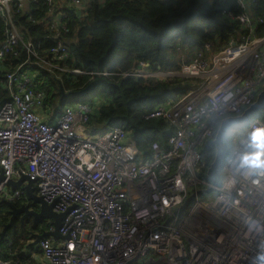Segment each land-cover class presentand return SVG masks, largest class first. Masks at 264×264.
Returning <instances> with one entry per match:
<instances>
[{
	"label": "built area",
	"instance_id": "built-area-1",
	"mask_svg": "<svg viewBox=\"0 0 264 264\" xmlns=\"http://www.w3.org/2000/svg\"><path fill=\"white\" fill-rule=\"evenodd\" d=\"M44 1L50 5L44 21L56 29L58 0ZM59 1V8L84 4ZM234 1L237 12L222 11L237 25L227 37L180 49L176 70L150 69L141 61L124 74L188 85L146 114L170 124L165 145L153 141L148 150H140L130 130L121 126L95 130L88 118L99 101L68 103L53 116L43 108L42 92L33 87V72L20 71L21 64L3 73L8 97L0 102V199H26L25 184L7 187L8 180L25 175L34 193L63 217L61 237L30 244L38 254L27 252V260L16 252L0 256V264H259L264 255V170H253L244 160L264 150L251 138L254 129L264 128V114L229 129L220 184L200 177L209 168L202 145L214 137L223 118L240 115L264 89V9L256 13L251 0ZM13 4L22 12L26 0H0L5 20L0 68L23 43L12 20ZM56 39L49 51L52 59L63 61L67 46ZM45 64L58 67L60 62ZM54 229L48 224V231Z\"/></svg>",
	"mask_w": 264,
	"mask_h": 264
},
{
	"label": "trees",
	"instance_id": "trees-1",
	"mask_svg": "<svg viewBox=\"0 0 264 264\" xmlns=\"http://www.w3.org/2000/svg\"><path fill=\"white\" fill-rule=\"evenodd\" d=\"M57 2L54 6L55 10L60 9L61 19L56 29L44 21L49 20L50 8L44 0H26L22 12H16L12 5V20L23 43L15 49V54H8L1 63L0 102L8 97L7 90L2 88L3 73L23 64L20 71L33 72V87L42 92L46 111H52L54 116L65 104L93 105L99 101L91 106L88 124H95V130L108 126L130 130L140 150H148L153 141L165 145L172 131L170 124L160 117L146 118V114L188 85L175 79L159 81L124 74L138 67L141 61L162 70H176L180 49L185 51L214 36L227 37L237 25L235 21H228L222 11L239 10L234 0H84L82 8L72 3L59 8ZM251 8L261 13L264 0H251ZM4 22L0 15V41ZM57 37L67 46L68 55L63 61L52 59L49 51L56 46ZM46 61L60 62L58 67L67 69L48 66ZM75 67L83 73H71L69 69ZM89 85L91 88L87 92L77 93ZM261 113L264 114V107L257 115ZM224 147L226 156L230 149L227 136ZM201 151L209 165L215 153L212 138L205 141ZM200 177L210 181L205 172ZM221 178L220 168L216 171L217 184ZM22 202L34 206L24 197L13 204L18 206ZM9 216V204L1 198L0 231L8 223ZM46 225L43 221L32 225V222L20 224L17 220L16 228L7 229L0 237V250L8 253L6 256L16 252L27 260L24 247L36 231V234L46 231Z\"/></svg>",
	"mask_w": 264,
	"mask_h": 264
},
{
	"label": "water",
	"instance_id": "water-1",
	"mask_svg": "<svg viewBox=\"0 0 264 264\" xmlns=\"http://www.w3.org/2000/svg\"><path fill=\"white\" fill-rule=\"evenodd\" d=\"M91 88V85L83 88L82 90L78 91V94H83L87 92ZM66 95V93H64ZM264 105V89L258 93L257 97L255 98L254 102L246 108L240 115L237 116H229L223 118L215 131L214 138L212 142L215 147V156L209 168L207 170V175L209 179L212 181V184H216V176L215 172L217 168L220 166L222 162V158L224 156V138L228 134V131L231 127L240 126L247 122V120L256 112H258L261 107ZM4 179L3 171L0 169V180ZM33 181L29 179L27 176L22 175L17 180H8L7 185L10 186L11 189H16L19 186L23 185L25 190L26 197L31 203L38 207V210H34L30 208L29 204H22L20 207H16L13 202L7 201L9 204V212L10 218L8 223L4 224L2 230L0 231V237H2L6 230L12 228L14 225V220L17 217L18 213H25V215L33 216V221H45L48 220L49 224L54 226L53 231H43L40 234H35V239L31 242V245H35L40 239L44 238L45 236H52L53 238L57 239L61 237L58 233V228L60 225V221L63 217V213H56L52 210V204H47L40 196L34 193L32 187Z\"/></svg>",
	"mask_w": 264,
	"mask_h": 264
},
{
	"label": "clouds",
	"instance_id": "clouds-1",
	"mask_svg": "<svg viewBox=\"0 0 264 264\" xmlns=\"http://www.w3.org/2000/svg\"><path fill=\"white\" fill-rule=\"evenodd\" d=\"M262 109H260L258 112H256V113H259L260 111H261ZM255 116V115H254ZM251 117H253V116H251ZM250 117V118H251ZM249 118V119H250ZM248 121V120H247ZM257 133H260L261 134V139L260 140H255L254 139V137H255V135L257 134ZM251 138H252V140H253V142L254 143H256L257 145H260V144H264V128H257V129H254L253 131H252V133H251ZM261 148V147H260ZM261 149H264V148H261ZM255 157H257V155H255L254 156V158ZM259 158L258 159H254V158H252L251 159V161L249 162V157H247V159H245L244 161H245V163L246 164H248V166L251 168V169H253V170H264V150H261L260 152H259V156H258ZM217 181V180H216ZM216 184H217V182H216ZM215 184V185H216ZM7 187L8 188H10V186H8L7 185ZM11 189V188H10ZM3 199H6V198H3ZM27 199V198H26ZM7 201H11V202H14L15 200H9V199H6ZM17 200V199H16ZM28 200V199H27ZM29 201V200H28ZM26 204H28V203H26ZM9 221V220H8ZM47 228H48V225H47V227H46V231H48L47 230ZM40 234V233H39ZM45 237H47V236H45ZM32 239H34V238H32ZM258 260H259V264H264V255H261V256H259V258H258Z\"/></svg>",
	"mask_w": 264,
	"mask_h": 264
},
{
	"label": "crops",
	"instance_id": "crops-1",
	"mask_svg": "<svg viewBox=\"0 0 264 264\" xmlns=\"http://www.w3.org/2000/svg\"><path fill=\"white\" fill-rule=\"evenodd\" d=\"M263 107H264V106H262L261 109H262ZM254 115H257V113H254V114L252 115L253 117H251L250 119H248V121L251 120L252 118H254V117H255ZM236 127H237V126H234V127H231V128L233 129V128H236ZM226 136H227V135H226ZM226 136H225V137H226ZM213 138H214V137H213ZM213 138H212V139H213ZM212 143H213V142H212ZM214 149H215V147H214ZM214 156H215V153H214ZM224 157H225V147H224V156H223V158H222V162H221L220 166L217 168V170L221 168V170H222V175H224L223 167H222ZM213 159H214V158H213ZM212 161H213V160H212ZM212 161H211V162H212ZM211 162H210V164H211ZM210 164H209V165H210ZM217 170H216V171H217ZM205 174L207 175V172H206ZM215 176H216V172H215ZM207 177H208V175H207ZM208 178H209V177H208ZM221 179H222V178H221ZM22 204H24V202H22L20 205H18V207H20ZM18 214H19V213H18ZM18 220H20V216H18ZM36 223H37V221L32 222V225H35ZM34 232H35V231H34ZM36 233H38V232L36 231ZM36 233L33 234L34 239H35V237H36V236H35ZM34 239H33V240H34ZM33 240H30V241L28 242V244L24 247L23 250H24V252H25L26 254H28L27 252H30L31 255L38 254V251L36 250V248H35V247L33 248V246H30V244H31V242H32ZM7 254H8V253H7ZM7 254L0 255V256H6Z\"/></svg>",
	"mask_w": 264,
	"mask_h": 264
},
{
	"label": "flooded vegetation",
	"instance_id": "flooded-vegetation-1",
	"mask_svg": "<svg viewBox=\"0 0 264 264\" xmlns=\"http://www.w3.org/2000/svg\"><path fill=\"white\" fill-rule=\"evenodd\" d=\"M29 202V201H28ZM30 204H31V202H29ZM31 205H34L33 203L31 204ZM16 207H18V206H16ZM30 208H33L34 210H38V207L36 206V205H34V206H29ZM18 216H20V224H25V222H28V223H30V222H34L33 221V216H31V215H25V213L23 212V213H21V214H18L17 215V217L15 218V220H14V225H13V229H15L16 228V222H17V220H18ZM9 218H10V216H9ZM9 220V219H8ZM44 224V223H43Z\"/></svg>",
	"mask_w": 264,
	"mask_h": 264
},
{
	"label": "rangeland",
	"instance_id": "rangeland-1",
	"mask_svg": "<svg viewBox=\"0 0 264 264\" xmlns=\"http://www.w3.org/2000/svg\"><path fill=\"white\" fill-rule=\"evenodd\" d=\"M180 52H182V51H180ZM156 67H157V66H156ZM150 69H154V67H153V66H150ZM263 106H264V105H263ZM94 126H95V124H94ZM99 130H102V131H103V130H106V128H104V127L102 128V127H101V129H99ZM230 132H231V131H230ZM227 137H228V134H227ZM43 222H45L47 225L49 224V221H48V220H45V221H43ZM47 225H46V226H47ZM0 254L3 255L4 252H3L2 250H0Z\"/></svg>",
	"mask_w": 264,
	"mask_h": 264
},
{
	"label": "snow or ice",
	"instance_id": "snow-or-ice-1",
	"mask_svg": "<svg viewBox=\"0 0 264 264\" xmlns=\"http://www.w3.org/2000/svg\"><path fill=\"white\" fill-rule=\"evenodd\" d=\"M255 140H260L261 139V134L260 133H257L254 137ZM259 147H264V144H260L258 145ZM259 157H255L254 159H258ZM247 159V158H246Z\"/></svg>",
	"mask_w": 264,
	"mask_h": 264
}]
</instances>
